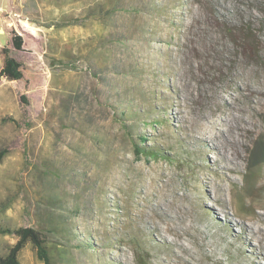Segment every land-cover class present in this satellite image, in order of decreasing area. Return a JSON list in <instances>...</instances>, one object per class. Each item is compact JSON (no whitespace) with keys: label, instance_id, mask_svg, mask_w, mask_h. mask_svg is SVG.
<instances>
[{"label":"rangeland","instance_id":"1","mask_svg":"<svg viewBox=\"0 0 264 264\" xmlns=\"http://www.w3.org/2000/svg\"><path fill=\"white\" fill-rule=\"evenodd\" d=\"M12 30L24 78L0 76V227L40 230L53 264H264V166L248 171L264 0H0V70ZM16 242L0 236V256ZM20 263L44 264L32 245Z\"/></svg>","mask_w":264,"mask_h":264},{"label":"trees","instance_id":"2","mask_svg":"<svg viewBox=\"0 0 264 264\" xmlns=\"http://www.w3.org/2000/svg\"><path fill=\"white\" fill-rule=\"evenodd\" d=\"M227 32L231 36L236 35L242 40L241 48L243 49L246 56L252 55V57L260 58V50L262 46L260 45L258 36L249 26H241L237 28L234 25H228ZM25 40L23 35L12 30L11 32V47L3 48L4 63L0 70V76L8 81H21L24 78L23 65L15 57L11 56V50L22 51L24 48ZM262 51V50H261ZM256 59V60H257ZM8 121H13L11 118H3L2 122L6 123ZM153 125H159L161 122L155 121ZM143 143L148 141L147 136L140 138ZM135 152L138 155L145 156L147 159L157 158L159 152L153 149L145 148L137 145ZM9 154L6 149L0 150V162H2L5 157ZM249 162L248 171L249 173L254 172L264 166V141L258 139L253 143L252 148L249 150ZM56 229V228H54ZM14 236L17 238V242L10 248L5 256H0V264H21L20 254L28 246L32 245L36 249L38 259L44 264H53L51 248L48 246L47 239L40 230L32 227H0V236Z\"/></svg>","mask_w":264,"mask_h":264},{"label":"bare ground","instance_id":"3","mask_svg":"<svg viewBox=\"0 0 264 264\" xmlns=\"http://www.w3.org/2000/svg\"><path fill=\"white\" fill-rule=\"evenodd\" d=\"M247 129V128H246ZM243 130H245L244 128H243ZM219 132H221V130H219L218 131V133ZM249 132V131H248ZM203 136H206L209 140H210V142L214 145V148L216 149V150H220V143H217V141H216V139H215V137L217 136V134H215L213 131H211V130H209V131H207L206 133H203L202 134ZM222 136L224 137L225 135L222 133ZM217 138H218V136H217ZM226 141V143L227 144H229L230 146H231V152H230V155H228V158L227 157H225V155L223 156V154L220 152V154L222 155V157H223V159L224 160H226V161H230V162H233V161H235V160H237L239 157H240V147H241V135H239V136H237V137H226V139H225ZM243 142V141H242ZM223 166V165H222ZM225 167V166H224ZM227 167V166H226ZM223 168V167H221L222 169H228L230 172L232 171V170H234L233 168H230V167H227V168ZM253 218V217H252ZM256 221V222H255ZM257 222H259V220H257L256 219V217L255 218H253V222H252V224H253V226L254 225H256V223ZM253 227H252V225H250L249 227H246L245 229H246V231H251V229H252ZM258 229H259V231L261 232V233H263L264 232V229L261 227V226H259L258 227ZM262 245V244H261ZM263 249V248H262ZM250 254H252V252L250 253ZM256 256V257H255ZM254 257L255 258H257L258 259V261L260 262L261 261V257H259V256H257V255H255L254 254Z\"/></svg>","mask_w":264,"mask_h":264},{"label":"crops","instance_id":"4","mask_svg":"<svg viewBox=\"0 0 264 264\" xmlns=\"http://www.w3.org/2000/svg\"><path fill=\"white\" fill-rule=\"evenodd\" d=\"M2 32V31H1Z\"/></svg>","mask_w":264,"mask_h":264}]
</instances>
